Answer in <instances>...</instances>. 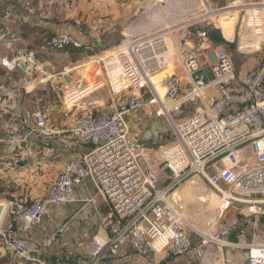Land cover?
<instances>
[{
	"label": "built area",
	"instance_id": "obj_1",
	"mask_svg": "<svg viewBox=\"0 0 264 264\" xmlns=\"http://www.w3.org/2000/svg\"><path fill=\"white\" fill-rule=\"evenodd\" d=\"M226 9L236 16L241 51L259 56L254 71L238 74L232 55L222 46L215 47L204 28L181 31L173 26L120 44L113 54L124 83L133 89L126 106L113 113L86 108L70 132L91 148L66 164L45 197L9 199L0 224V240L8 250L30 260L32 246L15 233V225L32 227L51 213L53 205L73 202L75 187L88 178L95 181L111 208L112 217L106 224L113 235L94 243L86 258L71 264H111L107 252L117 254L125 244L140 254L168 250L174 256L187 255L193 247L189 223L169 197L192 175H200L223 204L235 202L264 214V0H234L226 7L213 8L214 19ZM248 36L249 41L257 39L259 46L245 52L241 43ZM69 46L82 47L73 35L61 34L46 39L42 48L55 52ZM35 63L34 54L21 51L2 60L10 71ZM171 65L176 69L164 81V102L152 78ZM179 68L183 75L176 72ZM144 89L151 98L143 97ZM77 94L75 89L69 90L67 101L75 102ZM192 100L200 105L175 123V140L161 150L159 168H155L147 149L133 140L127 115L156 106L158 116L168 117ZM34 116L39 128L46 126L40 107ZM161 173H166L167 184L158 189ZM247 248L248 264H264L263 244Z\"/></svg>",
	"mask_w": 264,
	"mask_h": 264
},
{
	"label": "crops",
	"instance_id": "obj_2",
	"mask_svg": "<svg viewBox=\"0 0 264 264\" xmlns=\"http://www.w3.org/2000/svg\"><path fill=\"white\" fill-rule=\"evenodd\" d=\"M128 6V0H0V184L15 182L11 191L0 186L4 195L0 202L17 196L25 200L45 197L66 164L80 159L91 148L90 143L73 137L70 130L86 108L113 113L110 78L107 73L103 79L94 73L89 80L88 65L96 63L98 67L107 59V53L121 44L123 35H127L123 24ZM61 34L73 35L82 48L95 51L97 59L89 62L90 56L73 58L69 52L61 58L62 53L42 48L46 39ZM14 51L34 54L36 63L8 70L2 60ZM232 57L238 74L252 73L258 66L254 57ZM95 80L98 84L92 85ZM71 89L80 93L73 103L66 98ZM38 107L47 118L42 128L34 116ZM20 160L29 164L19 166ZM161 175L167 181L166 173ZM74 197L73 202L53 205L51 213L38 224L29 228L17 224L14 228L32 246L28 264L73 263L86 258L94 243L113 235L106 224L112 217L111 208L93 179L77 185ZM60 228L63 232L57 233ZM189 234L193 247L185 256H174L168 250L140 254L128 244L121 245L117 254L107 252V256L111 264L248 262L244 252L247 247L201 245L196 236Z\"/></svg>",
	"mask_w": 264,
	"mask_h": 264
},
{
	"label": "rangeland",
	"instance_id": "obj_3",
	"mask_svg": "<svg viewBox=\"0 0 264 264\" xmlns=\"http://www.w3.org/2000/svg\"><path fill=\"white\" fill-rule=\"evenodd\" d=\"M208 1L214 9L226 7L234 2V0ZM206 3V0H128V16L126 24H123V27L127 28V35H123L121 44H125L126 40L130 41L136 37H145L173 26L179 27L181 31L186 27L190 30L199 27L209 32L215 47L222 46L226 48L232 56L236 54L238 56L254 57L256 63H258L259 56L257 54L244 53L239 48L236 39V16L221 14L217 20L211 17H199L206 11ZM215 24L216 26H214ZM213 27L216 30L221 27L223 31L218 30L211 34L210 29ZM249 40H251L250 37L241 43L242 50L245 51L259 46L257 39L254 41ZM261 47L264 48V44ZM55 52L62 53L59 56L61 58L66 57L64 52H69L73 55V58L90 56L87 58L89 62L97 59L94 56L95 51L82 47L69 46ZM113 52L107 53V59L104 60L108 62L102 60V64L98 67L96 63L88 65L89 80H91L94 73L99 75L101 79L107 73L106 77L110 78L112 93L109 104L111 105V112L124 108L129 95L133 91L124 83L119 63ZM176 72L183 75L180 68ZM169 74L170 72L166 70L156 78L155 84L159 91H162L160 81L168 78ZM98 82L99 80H95L91 84L95 85ZM142 95L146 99L151 98V94L145 89ZM198 105H200V102L196 100L185 102L181 107L172 110V118L158 116L156 106H150L147 109L148 111H132L127 115V124L133 140L147 149L149 159L155 168H159L161 150L175 140V123L193 114ZM163 178L162 175L159 176L158 189L166 186L167 181H164ZM4 185L0 184L3 187L0 188L4 191L15 189L13 180L4 181ZM1 196L4 195L0 193ZM17 197L22 198L21 196ZM169 198L184 213L189 223L187 229L191 235L198 238V244L216 246L237 244L244 247L251 244L264 245V214L260 213L259 209H248L235 202H225L223 204L213 188L200 175H192L184 180L180 186L170 193ZM207 235L215 237V240L208 238ZM244 249L247 254V262L248 248ZM29 261L26 258L17 256L10 250L0 249V264H28Z\"/></svg>",
	"mask_w": 264,
	"mask_h": 264
},
{
	"label": "bare ground",
	"instance_id": "obj_4",
	"mask_svg": "<svg viewBox=\"0 0 264 264\" xmlns=\"http://www.w3.org/2000/svg\"><path fill=\"white\" fill-rule=\"evenodd\" d=\"M237 6L238 5V3L236 2V4H233V6ZM207 9V11L206 12H204L202 15H200L199 17H202V18H207V17H211V18H215L216 17V15H215V12H213V8H211V6L210 7H206ZM221 14H230V11L228 10V9H226V11L225 12H223V13H221ZM220 14V15H221ZM217 20V19H216ZM175 69H176V66H174V65H171L170 67H168L166 70H168L169 72H170V74H169V76L175 71ZM166 70H164V71H166ZM164 71H161V72H158L153 78H152V84H153V87H154V89H155V91H156V93H157V95L159 96V97H161V99L165 102V94H166V86L164 85V81L167 79H164V80H162V81H160V85L162 86V91H159L158 90V88L156 87V84H155V80H156V78L162 73V72H164ZM168 76V77H169ZM80 94V93H79ZM79 94H77V95H79ZM167 102V101H166ZM168 117H171L172 118V116L171 115H169ZM207 237L208 238H210V239H213V240H215V237H213V236H208L207 235Z\"/></svg>",
	"mask_w": 264,
	"mask_h": 264
},
{
	"label": "water",
	"instance_id": "obj_5",
	"mask_svg": "<svg viewBox=\"0 0 264 264\" xmlns=\"http://www.w3.org/2000/svg\"><path fill=\"white\" fill-rule=\"evenodd\" d=\"M25 66H27V65H25ZM64 77L67 80V74H65ZM17 164L19 166H27L29 164V162L27 160H20V161L17 162ZM213 191H214V189H213ZM7 208H8V201L0 202V224H1L3 218H4L5 214H6Z\"/></svg>",
	"mask_w": 264,
	"mask_h": 264
},
{
	"label": "trees",
	"instance_id": "obj_6",
	"mask_svg": "<svg viewBox=\"0 0 264 264\" xmlns=\"http://www.w3.org/2000/svg\"><path fill=\"white\" fill-rule=\"evenodd\" d=\"M23 26H26L27 24H22ZM218 30H216L214 27L212 29H210L211 34H213L214 32H217ZM50 38V37H49ZM2 190H0L1 192ZM22 199V198H21ZM1 245H0V249H7V247L4 245L3 241H1ZM8 250V249H7ZM12 252V251H11ZM18 256V255H17ZM71 264V263H69Z\"/></svg>",
	"mask_w": 264,
	"mask_h": 264
}]
</instances>
